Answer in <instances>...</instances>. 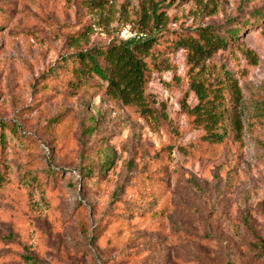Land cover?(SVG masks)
Returning <instances> with one entry per match:
<instances>
[{"label":"rangeland","instance_id":"374dc122","mask_svg":"<svg viewBox=\"0 0 264 264\" xmlns=\"http://www.w3.org/2000/svg\"><path fill=\"white\" fill-rule=\"evenodd\" d=\"M263 11L264 0H0V264H264ZM207 25L241 31L206 59L176 46ZM151 35L140 102L69 88L64 57ZM218 77L238 86L244 131L216 144L189 108L191 80Z\"/></svg>","mask_w":264,"mask_h":264},{"label":"trees","instance_id":"16d2710c","mask_svg":"<svg viewBox=\"0 0 264 264\" xmlns=\"http://www.w3.org/2000/svg\"><path fill=\"white\" fill-rule=\"evenodd\" d=\"M152 15L154 21L158 23L160 14L154 10ZM240 31L241 29L237 28L224 36L215 27L207 25L197 27L191 34L179 36L175 44L185 48L193 59H206L217 50L227 47L230 42L233 43L239 37ZM158 35L134 36L125 40H115L106 46L95 45L86 50L73 52L62 60L64 72L69 74L66 83L72 91L86 90L95 84L102 85L104 92L114 99L124 103L140 102L144 99V88L147 84L145 58L152 54ZM48 75L55 78L54 70ZM191 88L196 94L198 104L189 108V113L199 115L198 117L203 119L201 125L204 134L201 138L208 143L216 144L224 142L228 137L235 141L240 140L244 127L238 111H235L238 101L237 84L221 77L214 81L193 78ZM6 129L7 124L0 121L2 147L7 142ZM107 163L103 162L101 169L106 170ZM86 173L88 176L91 175L90 170ZM261 247L264 254V237L261 240Z\"/></svg>","mask_w":264,"mask_h":264}]
</instances>
